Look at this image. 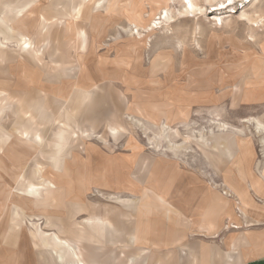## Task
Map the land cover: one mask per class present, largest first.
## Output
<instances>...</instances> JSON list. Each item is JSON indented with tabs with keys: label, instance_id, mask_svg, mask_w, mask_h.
Segmentation results:
<instances>
[{
	"label": "rangeland",
	"instance_id": "obj_1",
	"mask_svg": "<svg viewBox=\"0 0 264 264\" xmlns=\"http://www.w3.org/2000/svg\"><path fill=\"white\" fill-rule=\"evenodd\" d=\"M190 2L0 0V264L264 254V0Z\"/></svg>",
	"mask_w": 264,
	"mask_h": 264
},
{
	"label": "crops",
	"instance_id": "obj_2",
	"mask_svg": "<svg viewBox=\"0 0 264 264\" xmlns=\"http://www.w3.org/2000/svg\"><path fill=\"white\" fill-rule=\"evenodd\" d=\"M56 136L58 137V139L56 140V146L58 147V150H60V148H61V147H59L60 141H61L60 138L63 137V133H58ZM35 138L38 139V141H41L40 136L35 137ZM5 143H6L5 140L0 139V149H3L5 147L4 146ZM55 154H56V152H54V155L52 157V160L54 162L53 163L54 167H56V161L55 160L57 157V156H55ZM237 165L238 166H236V171H238L239 173L242 172V170H241V169H243L242 164L240 162H238ZM242 175L243 174L240 173V177L242 178L241 180L243 181L242 186L244 188L246 184L244 183L245 179L242 177ZM45 184L50 185V183H45ZM52 189H55V188H52L51 186H45L43 188H32V187H30V188L26 189L24 191V193H22V194H23V196L24 195H26L28 197L32 196V197L36 198V200L40 203L46 204L48 202V203L52 204L53 197L49 195V194L53 193L54 190H52ZM163 204L164 205L166 204L168 208H171L166 201H164ZM17 207H15V210H14L15 214H17V212L19 211ZM175 214L178 216L177 213H175ZM101 221H102V227H103V228H101L102 230L105 229V230L109 231L110 229L114 228L111 225V223L108 222V220L101 219ZM52 240H53L52 245L54 248L52 249L51 244L48 246V247H50L49 248L50 253H51V255L53 253H55L57 258L62 262V264H88L85 261V259H83V256H81V253L79 252V248L77 249V247H79V245H76L77 247L73 246V243H76V242L69 243L67 241H63L62 239L58 238L57 236H54V238H52ZM261 251L263 252V248L261 249ZM250 253H251V248L250 247L246 248V246H245V248L240 251L239 255L233 256V262H229V263H232V264H264V254L260 253L256 256H251ZM95 257H96V260L93 259ZM210 257L213 261V264H216L215 262H217L218 260L222 261L221 257L218 258V256L216 254L211 255ZM93 258H92L93 259L92 262L94 264H104L101 255L93 254ZM217 258H218V260H217ZM228 259L230 260V258H228ZM68 261H71V262L69 263Z\"/></svg>",
	"mask_w": 264,
	"mask_h": 264
},
{
	"label": "bare ground",
	"instance_id": "obj_3",
	"mask_svg": "<svg viewBox=\"0 0 264 264\" xmlns=\"http://www.w3.org/2000/svg\"><path fill=\"white\" fill-rule=\"evenodd\" d=\"M191 0H181V2H185L187 5H189V7H190V9H192L193 8V5H192V2H190ZM177 2V1H176ZM185 4V5H186ZM219 10V8L217 9V8H214L212 11H214V12H216V11H218ZM161 15H163L162 17H163V21L164 22H167V20H168V17H167V19H166V16H168L165 12L163 13H161ZM153 25V24H152ZM153 27H154V25H153ZM85 40H86V38H85ZM257 127V126H256Z\"/></svg>",
	"mask_w": 264,
	"mask_h": 264
},
{
	"label": "snow or ice",
	"instance_id": "obj_4",
	"mask_svg": "<svg viewBox=\"0 0 264 264\" xmlns=\"http://www.w3.org/2000/svg\"><path fill=\"white\" fill-rule=\"evenodd\" d=\"M229 2H231V0H229ZM221 7H223V5H221Z\"/></svg>",
	"mask_w": 264,
	"mask_h": 264
}]
</instances>
